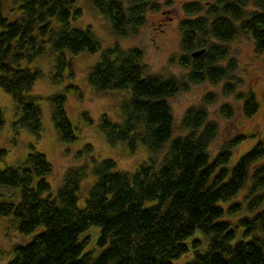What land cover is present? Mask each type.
I'll use <instances>...</instances> for the list:
<instances>
[{"label":"trees","instance_id":"16d2710c","mask_svg":"<svg viewBox=\"0 0 264 264\" xmlns=\"http://www.w3.org/2000/svg\"><path fill=\"white\" fill-rule=\"evenodd\" d=\"M15 1L22 16L8 21L0 0V87L13 97L15 130L25 127L40 137V97L30 90L42 71L22 67L21 62L43 56L49 45L58 54L52 80L62 83L65 71L72 70L65 51L97 52L101 44L90 26L72 27V16L81 14L74 9L75 0ZM159 1L94 0V5L109 18L113 34L125 37L138 32L145 13L158 9ZM182 8L183 54L178 63L186 69L185 76L149 73L141 48L118 44L105 48L88 74V82L98 90L130 89V97L121 104L122 121L103 114L99 127L111 144L125 141L132 151L144 144L147 161L134 172L118 169L111 158L96 162L97 180L83 207L78 192L89 174L86 165L69 167L55 195L46 179L52 164L33 145L21 162L0 168V184L21 190L19 201L0 202V217L14 219L22 234H34L27 243L13 246L6 264H173L190 250L193 257L183 264H264V139L231 165L235 147L247 136L236 134L211 157L209 146L219 126L209 119L205 105L215 101L216 94L208 92L204 105L186 110L181 121L186 132L178 135L169 102L193 83L223 81V93L236 92L246 116L258 110L253 90L237 91L242 79L228 43L238 35H252L264 65V0H186ZM53 18L59 22L56 29ZM197 50L203 51L193 56ZM66 92L81 95L75 84L66 86ZM48 99L60 139L75 141L66 94ZM220 112L231 117L234 109L223 104ZM4 122L0 108V130ZM91 149L88 144L86 150ZM7 153L0 146V161ZM248 183L246 215L241 214L242 202L222 206ZM235 214H240L236 221ZM93 225L101 233L96 246L85 251L84 234Z\"/></svg>","mask_w":264,"mask_h":264},{"label":"rangeland","instance_id":"374dc122","mask_svg":"<svg viewBox=\"0 0 264 264\" xmlns=\"http://www.w3.org/2000/svg\"><path fill=\"white\" fill-rule=\"evenodd\" d=\"M185 1L160 0L158 9L148 10L145 13L144 24L139 27L136 34L118 37L111 30L109 18L95 7L94 0H75L74 9H80L81 14L77 18L72 16L70 20L72 27L86 29L90 26L100 41L101 48L97 52L84 51L77 54L65 51L67 59L72 64V70L69 68L65 71L62 83H54L52 80L58 54L53 52L49 45L43 56L32 62L27 60L21 62L22 67L42 71V75L34 82L30 94L40 97L38 103L41 107L43 130L40 137L25 127L15 130L13 124L17 114L13 97L0 87V108L4 112L5 120L0 130V146L8 151L6 157L0 161V168L21 162L30 152V145H33L37 151L45 154L52 164V172L46 176V179L51 185L52 194L55 195L63 184L66 170L69 167L86 165L89 174L82 180L78 192V204L83 207L90 188L97 180L93 172L96 162L111 158L117 163L118 169L134 172L142 162L147 161L149 151L144 144H137L135 151H132L125 141L111 144L99 127L100 117L103 114H107L115 122L122 121L121 104L130 97V89L98 90L88 82V74L100 60L103 50L118 44L122 48H141L149 73L185 76L186 69L178 63L183 54L180 46V21L185 17L182 8ZM18 5L15 0H2V12L8 21H14L22 16V10ZM51 23L53 28L59 27V22L55 18ZM228 45L231 56L235 57L239 64L236 71L237 76L242 79L241 85L237 86V91L253 90L256 94L259 107L254 114L246 116L243 113L242 100L237 97L236 92L223 93V81L217 84L209 81L193 83L187 91H180L171 97L169 102L175 121L174 135H178L186 132L181 127L186 110L191 106L204 105V96L208 92L215 93V101L205 105L209 119L216 121L219 126L218 134L209 146L211 157L236 134L243 133L247 136L235 147L231 160L232 165L258 140L264 139V65L263 56L255 50L252 35H238ZM69 84H75L81 95L66 92V86ZM55 93L66 94L65 108L77 135V139L73 142L62 141L54 126L52 105L48 96ZM223 104L232 105L234 114L231 117H226L220 112ZM88 144L92 146L91 150H86ZM169 144L170 142L167 147ZM166 149L159 154V158L164 155ZM37 179H35V185ZM248 188L249 183L231 199L221 203L222 206L227 208L233 203L242 202L244 207L241 214L246 215L248 207L245 195ZM20 196L19 187L0 184V202H17ZM226 216L231 218L232 214L227 212ZM239 216L240 214H235L233 220L236 221ZM100 233L101 228L96 225L87 229L84 234V237L88 236L85 251L96 246ZM33 235L22 234L14 219L0 217V264H6L12 258V248L15 244L27 243ZM192 257L193 250H190L180 258L173 260V264H183Z\"/></svg>","mask_w":264,"mask_h":264},{"label":"water","instance_id":"95a60500","mask_svg":"<svg viewBox=\"0 0 264 264\" xmlns=\"http://www.w3.org/2000/svg\"><path fill=\"white\" fill-rule=\"evenodd\" d=\"M203 50H197L195 52H193V56L199 55Z\"/></svg>","mask_w":264,"mask_h":264}]
</instances>
